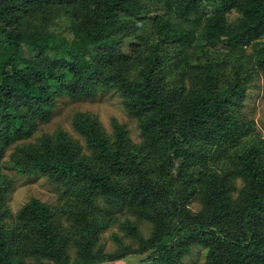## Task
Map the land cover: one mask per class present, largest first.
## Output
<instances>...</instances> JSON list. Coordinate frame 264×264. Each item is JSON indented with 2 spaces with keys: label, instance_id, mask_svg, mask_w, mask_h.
<instances>
[{
  "label": "trees",
  "instance_id": "1",
  "mask_svg": "<svg viewBox=\"0 0 264 264\" xmlns=\"http://www.w3.org/2000/svg\"><path fill=\"white\" fill-rule=\"evenodd\" d=\"M207 1L211 14L202 0H0V264L143 253L141 264H183L194 246L205 264H264V140L239 113L246 86L264 81V0ZM110 91L137 118L140 144L88 112L72 118L86 151L63 130L17 144L60 99ZM13 144L10 168L61 185L63 213L33 198L11 219L1 169ZM115 223L138 248L115 235L119 252H105L100 234Z\"/></svg>",
  "mask_w": 264,
  "mask_h": 264
},
{
  "label": "rangeland",
  "instance_id": "2",
  "mask_svg": "<svg viewBox=\"0 0 264 264\" xmlns=\"http://www.w3.org/2000/svg\"><path fill=\"white\" fill-rule=\"evenodd\" d=\"M206 8L205 13H212V6L209 5L207 0H202ZM238 14L232 12L229 14L228 19L230 22H234ZM222 44L216 45L217 51L222 53L226 52L222 48ZM252 48L247 47L245 49V56H250ZM249 65L252 63L249 62ZM264 81L261 73H257L253 80L246 86L244 98L240 106V115L242 119L251 124L253 128V136L264 140ZM53 117L47 124L39 126L36 133L28 140L21 141V143H34L38 137L42 134H53L57 130H63L67 132L72 138L78 140L86 151V147L83 138L74 130L72 126V118L77 112H88L98 117L106 134L112 135L111 119L115 118L120 124L126 126L129 131V137L131 140L140 144L143 140L139 122L137 118L130 115L123 105L121 95L116 91H110L104 94H98L95 97L87 100L72 101L68 98L60 99L56 109L53 111ZM16 144L11 145L4 151L3 166L1 172L11 182V189L8 192L6 198V206L10 211L11 219H15L19 210L30 199H38L41 202L49 205L50 207L62 211V206L65 203V189L58 184H54L43 175H25L20 174L10 168L8 165L11 154L15 151ZM244 183L240 179L236 180L235 189L238 191ZM236 194V193H235ZM189 209L193 213H197L201 209L200 202L197 199H193L189 204ZM131 220L137 223L140 233L144 239L149 238L152 232V227L145 221L138 220L135 217H131ZM123 218H119V223L123 222ZM62 222L64 225H69L70 220L67 217L62 216ZM115 235L119 236L121 240L132 248H138V243L133 242L125 236V233L120 229L119 224H112L109 228L102 231L100 234V241L104 247L106 253H118V243L115 240ZM148 257L147 253L129 255L123 260L115 261L113 263L105 264H141ZM43 263L47 261L43 260ZM206 262V249L202 246H194L190 255L183 257V264H205ZM28 263L40 264L33 259H28Z\"/></svg>",
  "mask_w": 264,
  "mask_h": 264
}]
</instances>
